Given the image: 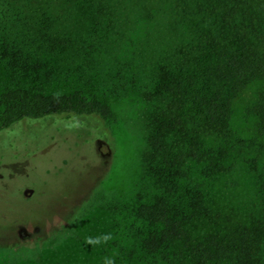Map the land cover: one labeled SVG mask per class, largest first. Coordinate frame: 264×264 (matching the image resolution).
Segmentation results:
<instances>
[{
  "label": "trees",
  "instance_id": "obj_1",
  "mask_svg": "<svg viewBox=\"0 0 264 264\" xmlns=\"http://www.w3.org/2000/svg\"><path fill=\"white\" fill-rule=\"evenodd\" d=\"M256 80L264 0H0V133L67 115L115 124L111 100L134 89L149 104L140 160L151 193L127 213L129 247L110 264H264V171L244 157L256 140L232 127ZM251 111L264 136V92ZM242 161L261 204L233 222L222 184ZM66 243L44 249L58 262Z\"/></svg>",
  "mask_w": 264,
  "mask_h": 264
},
{
  "label": "rangeland",
  "instance_id": "obj_2",
  "mask_svg": "<svg viewBox=\"0 0 264 264\" xmlns=\"http://www.w3.org/2000/svg\"><path fill=\"white\" fill-rule=\"evenodd\" d=\"M262 92L264 81L256 80L236 99L232 127L256 140L244 157H257L264 171V136L257 134L251 111ZM111 102L115 124L96 115H67L0 133V264H110L129 247L127 213L151 193L140 160L149 104L140 89ZM249 167L242 161L222 184L221 207L233 222L249 221L260 208ZM46 178L51 186L42 185ZM64 239L65 247L54 250L55 262L44 246Z\"/></svg>",
  "mask_w": 264,
  "mask_h": 264
}]
</instances>
